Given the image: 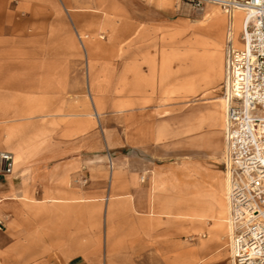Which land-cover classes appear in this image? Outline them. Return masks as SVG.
I'll use <instances>...</instances> for the list:
<instances>
[{
	"label": "crops",
	"instance_id": "0c3cea01",
	"mask_svg": "<svg viewBox=\"0 0 264 264\" xmlns=\"http://www.w3.org/2000/svg\"><path fill=\"white\" fill-rule=\"evenodd\" d=\"M180 1L0 0V264H233L226 48Z\"/></svg>",
	"mask_w": 264,
	"mask_h": 264
},
{
	"label": "built area",
	"instance_id": "2783aa9c",
	"mask_svg": "<svg viewBox=\"0 0 264 264\" xmlns=\"http://www.w3.org/2000/svg\"><path fill=\"white\" fill-rule=\"evenodd\" d=\"M204 12L219 0H183ZM230 18L244 11L242 45L229 40L225 70V154L234 264H264V0H228ZM81 39L80 36H78ZM14 169V155L0 149V174ZM2 221L0 219V226Z\"/></svg>",
	"mask_w": 264,
	"mask_h": 264
},
{
	"label": "rangeland",
	"instance_id": "374dc122",
	"mask_svg": "<svg viewBox=\"0 0 264 264\" xmlns=\"http://www.w3.org/2000/svg\"><path fill=\"white\" fill-rule=\"evenodd\" d=\"M180 8H179V12H181L182 16L185 19V23L191 25H194L196 27L199 26L198 29H196V35L200 38H212V39H217L219 34H222V37L224 39V45L225 48L227 49V45L229 43L228 39H227V29L229 27V22L230 21V17L228 12L225 11V9L223 8V6H215L212 8V10H210L211 14L213 15L214 12L216 11H221V13L223 14L222 16V21L221 24H217L213 27H211L210 21H211V16H206L207 18L205 19L204 17V13L207 12L209 10L210 7H208L207 9H205L204 12H199L196 11L195 9H193L189 4H187L186 2H184L183 0L180 1ZM240 10H236L234 12V16H233V20H232V29H233V43L234 45L239 43V47L242 45V41L240 39L241 36V22L244 16V13ZM217 26V27H216ZM174 36H170V38H173ZM180 39H188L191 37L190 32L188 31V29H185L183 31L179 32V36H176ZM231 40V38H230Z\"/></svg>",
	"mask_w": 264,
	"mask_h": 264
},
{
	"label": "bare ground",
	"instance_id": "6f19581e",
	"mask_svg": "<svg viewBox=\"0 0 264 264\" xmlns=\"http://www.w3.org/2000/svg\"><path fill=\"white\" fill-rule=\"evenodd\" d=\"M226 1H228V0H219L218 1V4L219 5H210V6H208V7H210V8H213V7H217V6H220V5H224V4H226ZM209 8V9H210ZM236 10H240V9H233L232 10V12H231V18H230V21L228 20V22H229V27H228V29H227V39H228V41L230 40V38H231V41H232V43H233V38L231 37V31H232V20H233V16H234V12L236 11ZM209 11L210 10H208L207 12H205L204 13V17H208V16H211L212 14L211 13H209ZM240 11H242V10H240ZM239 11V12H240ZM243 13H244V11H242ZM222 16H223V14L221 13V11H216V12H214L213 13V15H212V20H211V27H213V26H215V25H217V24H219V23H221V18H222ZM230 17V16H229ZM244 18H245V13H244V16H243V19H242V22H241V28H242V24H243V21H244ZM234 45V44H233ZM235 46V45H234ZM237 47H239V46H237ZM226 92V91H225ZM225 99H226V96H225V94H224V102H225ZM227 174V173H226ZM228 174H227V177L225 178V197H226V200H227V203H228V198H227V192H228ZM228 205H229V203H228ZM224 221H226L227 222V225H228V227L226 228V239H227V245L229 246L230 245V250H229V252H230V256H231V240H232V237H231V232H232V227H231V224H230V219H229V212H228V217H226V218H224ZM232 235H233V233H232ZM226 245V246H227ZM231 261L233 262V260H232V258H231ZM231 261H230V263H231ZM234 264V263H233Z\"/></svg>",
	"mask_w": 264,
	"mask_h": 264
}]
</instances>
